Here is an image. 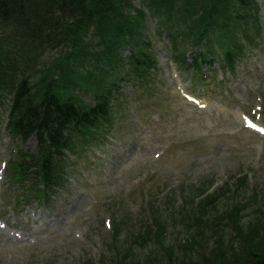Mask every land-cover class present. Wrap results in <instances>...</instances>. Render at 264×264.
Wrapping results in <instances>:
<instances>
[{
  "label": "rangeland",
  "instance_id": "374dc122",
  "mask_svg": "<svg viewBox=\"0 0 264 264\" xmlns=\"http://www.w3.org/2000/svg\"><path fill=\"white\" fill-rule=\"evenodd\" d=\"M254 1L258 28L235 32L242 49L234 68H220L216 48L212 67L198 71L181 58L190 63L204 48L172 45L158 18L132 0L155 68L141 79L126 62L129 48L118 51L121 62L103 75L118 83L108 120L73 141L62 185L46 201L21 196L10 179V161L35 140L12 139L11 85L0 90V264L197 260L234 245L229 226L213 219L228 208L240 211L243 227L255 215L264 220V0ZM57 56L45 53L37 70L61 63Z\"/></svg>",
  "mask_w": 264,
  "mask_h": 264
},
{
  "label": "trees",
  "instance_id": "16d2710c",
  "mask_svg": "<svg viewBox=\"0 0 264 264\" xmlns=\"http://www.w3.org/2000/svg\"><path fill=\"white\" fill-rule=\"evenodd\" d=\"M141 2L158 18L172 45L204 48V53L191 54L190 63L182 56L188 69L211 68L208 57L218 48L220 68L232 70L235 50L242 49L232 40L235 32H248L247 24L252 32L258 28L254 0ZM136 12L132 0H0V90L11 85L7 127L15 141L35 140L33 151L19 149L9 163L10 179L23 186L21 196L46 201L62 185L73 141L86 139L107 122L118 83L105 82L103 75L121 62L118 51L129 48L126 62L141 79L155 68L146 53L149 43L142 41L144 16ZM52 51H58L62 62L38 71L40 59ZM239 213L230 207L213 217L229 226L234 239L230 250L216 246L197 260L168 258L167 264H264V220L255 215L243 227ZM204 218L197 215L195 221L204 224ZM114 264L127 263L118 257Z\"/></svg>",
  "mask_w": 264,
  "mask_h": 264
}]
</instances>
